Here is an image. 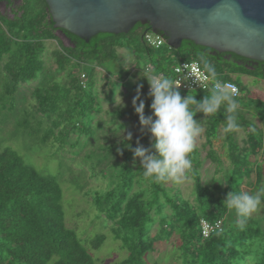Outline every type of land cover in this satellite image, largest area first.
Returning <instances> with one entry per match:
<instances>
[{"label": "trees", "instance_id": "trees-1", "mask_svg": "<svg viewBox=\"0 0 264 264\" xmlns=\"http://www.w3.org/2000/svg\"><path fill=\"white\" fill-rule=\"evenodd\" d=\"M14 1L20 3L12 18L0 12V136L6 128L14 132L0 141V264H95L77 231L65 224L60 180L35 169L8 142L31 139L36 145L50 146L54 153H59L67 145L70 134L82 136L85 144L96 139L93 122L100 113L97 102H101L96 91L97 69L103 70L106 62L115 60L117 49L131 54L136 69L141 63L145 65L144 73L137 77L147 90L143 100L146 117L152 115V98L145 75L170 78L172 68L179 62L197 61L203 69L204 62H208L215 68L217 80H232L239 87L235 115L244 134L238 143L234 137L236 131H223L228 161L223 170L213 142L225 126L226 108L221 105L208 116L195 113L194 119L204 129V143L195 146L189 154L192 166L186 172L193 182L194 204L179 191L169 189L166 186L169 181L156 182L145 177L141 165L132 162L134 155L127 144L132 149L138 143L144 148L151 147V135L142 126L138 136L122 140L121 147H108L106 153L100 149L103 160L91 166L90 176L98 174L111 179V183L105 190L88 195L96 218L103 216L111 223L109 229L114 240L127 251V257L118 264H150L145 256L157 244L175 235L178 242L175 259L180 264H264V219L251 215L242 226L238 225L235 211L224 205L232 191L248 188L257 192L264 187V103L251 96L242 80L235 78L264 80V62L217 53L187 40L178 49L166 43L154 49L144 40L148 25L140 23L127 34L99 33L88 42L60 30L69 42L66 46L55 34L57 29L44 0H0V3L9 8ZM49 41L56 42L52 57L57 72L66 73L67 83L61 84L60 79L45 74L44 55ZM138 72L141 71L137 69L133 73ZM81 74L86 77L84 86L80 85ZM33 82L37 85L30 93L32 110L24 107L16 111L20 87ZM180 94L182 98L190 95L201 101L210 93ZM116 115L119 119L123 117V113ZM132 115L138 117L135 109ZM76 145L73 143L71 147ZM92 153L87 152L85 158L92 159ZM114 156L120 157L119 161L110 162ZM203 160L215 166L205 183L200 173ZM70 181L77 183L76 189H81L80 180ZM260 207L264 209V202ZM201 219L221 220V231L202 238ZM156 224L158 231L152 234ZM104 240L105 236L100 234L89 243L92 249H98Z\"/></svg>", "mask_w": 264, "mask_h": 264}, {"label": "rangeland", "instance_id": "rangeland-1", "mask_svg": "<svg viewBox=\"0 0 264 264\" xmlns=\"http://www.w3.org/2000/svg\"><path fill=\"white\" fill-rule=\"evenodd\" d=\"M19 3V1H14L12 7L8 8L5 3L1 2L0 12L8 18H12L15 7ZM55 34L63 41L64 45H69V42L61 33L55 32ZM56 47L55 41L47 42V51L44 55L45 74L47 77L60 79L61 84H64L67 83L69 79L66 78V73L60 74L57 72L52 57V52ZM116 55L117 58L115 60L106 62L103 65V70L97 69L96 91L101 102H97L98 112L100 113L95 116V121L93 122V126L97 133L96 139L85 144L82 136L78 138L77 134H70L67 145L64 147L63 151L59 153H54L55 149L52 147L50 148V146H38L31 139L24 140L19 138L17 140L14 139L12 143L8 142V144L15 147L26 162L35 169L44 174L54 175L60 180L63 191L62 205L65 211V224L67 227L74 228L77 231L78 237L94 259L95 264H118L127 257V251L122 250L119 241L114 240L109 229L111 223L106 222L103 216L99 218L95 216L88 194L92 195L95 190H105L110 185L111 179L107 177L103 179V177L98 174L91 177L90 174L93 172L91 166L103 160L100 149L103 153H106L108 147H113V149L118 146L121 147V141L126 139L129 133H131V139L137 137L141 127L139 116L133 117L132 115V111L134 110L132 101L137 95L138 85H144L142 80L137 76L144 73L145 65L141 63L142 65L140 64L139 67H137L141 72L134 74L133 72L137 69L133 64L134 59L131 54L125 49H117ZM35 85H37V82L22 85L20 87L16 97L18 100L16 111H20V109L24 107L25 109L32 110L30 107L33 103L30 93ZM246 91L249 92L251 96L264 103V80H258L252 84L246 85ZM139 94L140 98L144 100L147 90L142 87ZM119 97L123 106L117 105V103H119ZM137 103H139V101H137ZM118 113H123V117L120 119L116 118V114ZM15 117H17L16 114ZM253 121L258 126L261 125V122L257 119ZM101 126L103 127L100 128ZM2 132L3 135L0 136V141L4 140L6 135L11 137V135L14 134L12 128H6ZM234 137L238 143L244 138L241 128L236 131ZM73 143L77 145L71 147ZM203 143L204 135L202 132L196 138L195 146L201 147ZM213 147L220 156L223 170H225L228 161L225 156L226 148L224 146L222 129L219 131V138L213 142ZM87 152H93L90 154V156H93L92 159H86ZM204 155L205 152L202 151V157H204ZM119 159L120 157L114 156L109 161H119ZM132 162L136 163V166L141 165L137 158L133 157ZM214 169L215 166L213 164L207 160H203V166L200 170L203 183L211 178ZM70 180H80L81 189H76L77 183H71ZM251 181H254L253 175L251 176ZM166 186L171 190L179 191L183 198L194 204L193 182L187 173L186 178L182 182L175 183L169 181ZM245 191L250 194L256 193V191H252L248 188H245ZM252 216L264 219V209L259 207ZM157 231L158 225L156 224L152 228V234ZM100 234L105 236L103 244L98 249H92L89 243L90 240ZM177 246V236L175 235L171 237L169 241L157 244L154 250L145 256V260L150 264H180V262L175 259L177 255Z\"/></svg>", "mask_w": 264, "mask_h": 264}, {"label": "water", "instance_id": "water-1", "mask_svg": "<svg viewBox=\"0 0 264 264\" xmlns=\"http://www.w3.org/2000/svg\"><path fill=\"white\" fill-rule=\"evenodd\" d=\"M54 28L85 40L137 23L178 49L182 41L264 62V0H44Z\"/></svg>", "mask_w": 264, "mask_h": 264}, {"label": "clouds", "instance_id": "clouds-1", "mask_svg": "<svg viewBox=\"0 0 264 264\" xmlns=\"http://www.w3.org/2000/svg\"><path fill=\"white\" fill-rule=\"evenodd\" d=\"M204 69L207 73L204 78L214 80L215 84L210 94L201 101L190 95L182 98L179 86L169 77L145 75L149 84L148 94L152 98L150 105L152 115L147 117L144 115V101L139 94L143 85H138L137 95L133 98L132 104L139 116L142 129H147L151 135V147L144 148L139 143L135 149H132L131 144H127L126 147L132 150L134 158L139 159L145 177L154 178L156 182L175 183H180L186 178V172L192 166L189 154L194 151L196 138L204 131L201 122L194 119L195 113L208 116L216 113L221 105H224L227 113L224 133L239 130L235 115L239 107L234 98L235 89L231 84L217 80L215 68L208 62H204ZM117 105L123 106L120 97ZM192 105L195 108L190 107ZM126 139L131 140V133ZM262 198L264 187H260L255 194L232 191L228 193L224 205L235 211L237 224L242 226L264 202Z\"/></svg>", "mask_w": 264, "mask_h": 264}, {"label": "built area", "instance_id": "built-area-1", "mask_svg": "<svg viewBox=\"0 0 264 264\" xmlns=\"http://www.w3.org/2000/svg\"><path fill=\"white\" fill-rule=\"evenodd\" d=\"M144 40L146 44L154 49L161 47L165 40L157 35L156 33L146 32L144 34ZM188 65V68L184 66ZM147 70V69H146ZM207 76L205 70L199 65L197 61H182L176 64L171 71V79L175 81L177 86H179V92L182 93H193V92H202L210 93L212 87L215 84L214 80L205 79ZM85 75L81 74L80 76V85L84 86L85 84ZM225 84H231L235 89L234 98H237L240 94L239 87L232 80H219ZM201 237L206 239L211 234L219 232L222 229V221L217 220L215 222H210L205 219H201L199 223Z\"/></svg>", "mask_w": 264, "mask_h": 264}, {"label": "crops", "instance_id": "crops-1", "mask_svg": "<svg viewBox=\"0 0 264 264\" xmlns=\"http://www.w3.org/2000/svg\"><path fill=\"white\" fill-rule=\"evenodd\" d=\"M133 62H134V60H133ZM241 80H242V82H243L244 85H249V84H252V83H254L255 81H257V80H255V79H253V78H251V77H247V76H242V77H241ZM253 87H254V86H253Z\"/></svg>", "mask_w": 264, "mask_h": 264}, {"label": "flooded vegetation", "instance_id": "flooded-vegetation-1", "mask_svg": "<svg viewBox=\"0 0 264 264\" xmlns=\"http://www.w3.org/2000/svg\"><path fill=\"white\" fill-rule=\"evenodd\" d=\"M49 13V10H48ZM49 17L51 18V15L49 14ZM57 32L61 33L60 30H57ZM63 36V35H62ZM64 37V36H63ZM236 79H239L241 81V76H235Z\"/></svg>", "mask_w": 264, "mask_h": 264}]
</instances>
